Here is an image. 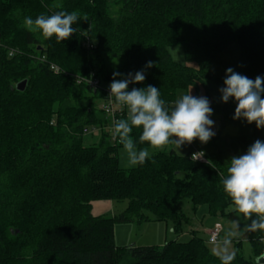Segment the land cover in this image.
Here are the masks:
<instances>
[{
  "label": "trees",
  "instance_id": "obj_1",
  "mask_svg": "<svg viewBox=\"0 0 264 264\" xmlns=\"http://www.w3.org/2000/svg\"><path fill=\"white\" fill-rule=\"evenodd\" d=\"M58 11L79 14L67 40L23 26L25 16ZM233 41L241 46L233 71L264 78V0H0V264H221L194 216L200 207L209 216L238 212L222 180L233 156L257 139L264 142L261 128L248 123L246 136L230 139L228 159L219 148L216 155L204 152V163L158 151L143 165L122 169L114 121L127 118V109L112 117L98 103L105 104L114 72L122 80L142 71L145 80L128 90L155 86L168 108L179 91L198 82L211 91L212 63ZM177 45L196 68L172 60L169 48ZM92 76L99 89L88 84ZM24 81L25 90L18 91ZM214 83L221 88L224 79ZM236 106L234 98L221 102L222 118L237 120ZM95 133L97 140L86 144ZM140 134L136 128L131 133L137 149L148 147ZM108 202L128 205L114 216L94 213L95 203ZM151 221L171 223L177 236L187 225L191 238L116 247L117 223ZM249 238L252 257L237 244L231 264H258L264 231H250Z\"/></svg>",
  "mask_w": 264,
  "mask_h": 264
},
{
  "label": "clouds",
  "instance_id": "obj_2",
  "mask_svg": "<svg viewBox=\"0 0 264 264\" xmlns=\"http://www.w3.org/2000/svg\"><path fill=\"white\" fill-rule=\"evenodd\" d=\"M78 19L76 11H58L52 15L42 13L35 19L25 16L23 26L32 33H41L45 38L55 36L58 41H64L75 32L72 25ZM151 66L152 62L146 65ZM119 75V72L113 73L109 96L127 109V118L114 121V134L127 154L128 166L143 165L150 156L149 148L163 149L172 145L180 152L182 146L190 145L197 139L206 144L215 136L216 133L211 130L214 121L210 119L213 109L206 97H195L190 92L176 99L168 108L155 86L128 90L130 83L145 80L142 71L134 75L130 73L122 80L115 78ZM219 91L224 103L234 98L237 106L233 119L242 118L249 124L254 122L258 129L264 128V78L257 76L253 80L229 67L224 86ZM134 128L141 130L139 142L146 143L148 147L137 149L131 136ZM203 155V152L193 153L192 159ZM222 184L235 210L251 220L248 230L264 231V142L257 139L246 153L233 156ZM254 214L255 219L252 218ZM234 235L235 232H228L223 246L214 249L221 264H231L235 258V252L229 251L230 238Z\"/></svg>",
  "mask_w": 264,
  "mask_h": 264
},
{
  "label": "rangeland",
  "instance_id": "obj_3",
  "mask_svg": "<svg viewBox=\"0 0 264 264\" xmlns=\"http://www.w3.org/2000/svg\"><path fill=\"white\" fill-rule=\"evenodd\" d=\"M115 10L116 8L113 7ZM169 53L172 60L180 65H190L196 68L195 64H188L184 57V48L182 45H177L169 48ZM241 56V46L238 41L230 42L223 53L219 54L210 69V77L212 79V90L207 91L202 83L191 85L187 90H182L177 93L176 99L180 98L184 94H191L195 97H206L210 102V107L213 109V114L210 119L214 121L212 131L216 134L206 144H202L198 139L193 142L196 149L200 148L207 155H216L221 151L222 157L228 159L227 142L230 139L246 136L249 131L246 127L248 122L244 119L237 120H224L220 111L221 93L220 87L217 86L214 81L217 79H225L226 70L229 67H233L237 64ZM113 67L116 69L119 66V60H112ZM99 107H103L104 103L99 102ZM261 132L264 134V128H261ZM99 133L93 134V136L86 137V144H90L96 141ZM219 148V149H218ZM198 149V150H200ZM174 150L179 156L189 157L193 152L191 145H184L181 147L180 152L175 149L174 146L169 145L163 149H149L150 155L158 151L169 152ZM119 166L122 169H131L135 166H128L127 154L123 149L118 152ZM128 203L123 202L115 204L111 212L107 213V216L118 215L127 208ZM180 206L184 208V212L188 216H193L189 208V203L183 201ZM96 213V212H95ZM105 213V212H104ZM103 213V214H104ZM196 227H198V234L200 237L207 241L210 231L214 229L215 224H220L223 227L219 242L216 244H209L207 242V249L214 254V249L223 246V240L228 232H235L236 235L232 236L231 244L229 245L230 252H237V244H240V251L246 259L252 257V247L250 243L249 234L250 231L247 225L250 224L249 219L245 218L243 214L237 212L229 216H209L206 207H200L197 214L194 216ZM115 244L117 248H128L131 246L136 247H161L167 242L178 240L180 242H187L190 240L191 229L187 226H183V230L180 236L175 235L172 231L171 223L151 221L145 224L137 223H117L115 225ZM264 256V243H263V255ZM217 257V256H216Z\"/></svg>",
  "mask_w": 264,
  "mask_h": 264
},
{
  "label": "built area",
  "instance_id": "obj_4",
  "mask_svg": "<svg viewBox=\"0 0 264 264\" xmlns=\"http://www.w3.org/2000/svg\"><path fill=\"white\" fill-rule=\"evenodd\" d=\"M51 69L54 72H56V73L62 72L59 67L54 66V65L51 66ZM79 81H81V80H79ZM87 82L92 88H95V89H99L100 88L99 81L96 78H94V76H92V78L89 79ZM104 91H105V99L106 100H105V104H104L103 107H104V109L106 111V114L114 117L117 113H121L120 111H121L122 108L124 109L126 107L118 105L115 102V98L109 96L110 88H106V89H104ZM92 132L94 133L96 131L95 130H90V131L89 130H84V134H90ZM190 145L194 149L193 152L190 155V158L192 159L193 153H198V152H202V151L196 149L194 147L193 143L190 144ZM193 161L204 163V162H206V157H205V155H203L202 157H200V158H198L196 160H193ZM221 231H222L221 226L220 225H216L215 228L210 232L209 242L211 244H215V243H217L219 241V236H220Z\"/></svg>",
  "mask_w": 264,
  "mask_h": 264
},
{
  "label": "crops",
  "instance_id": "obj_5",
  "mask_svg": "<svg viewBox=\"0 0 264 264\" xmlns=\"http://www.w3.org/2000/svg\"><path fill=\"white\" fill-rule=\"evenodd\" d=\"M200 149V148H198ZM200 151H202L204 153L203 150L200 149ZM93 211L96 215H100L103 214L105 212V214H107L108 212H111L112 209L114 208V204L112 202H108V203H95L93 206ZM211 232V231H210ZM210 232H208L210 234Z\"/></svg>",
  "mask_w": 264,
  "mask_h": 264
},
{
  "label": "water",
  "instance_id": "obj_6",
  "mask_svg": "<svg viewBox=\"0 0 264 264\" xmlns=\"http://www.w3.org/2000/svg\"><path fill=\"white\" fill-rule=\"evenodd\" d=\"M26 82H22L19 86H18V91H24L25 90V87H26ZM258 264H264V256L260 257L258 260H257Z\"/></svg>",
  "mask_w": 264,
  "mask_h": 264
}]
</instances>
